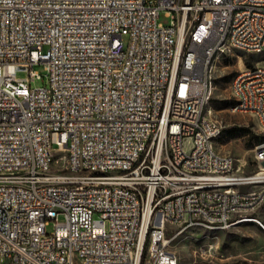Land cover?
Instances as JSON below:
<instances>
[{
	"label": "built area",
	"instance_id": "built-area-1",
	"mask_svg": "<svg viewBox=\"0 0 264 264\" xmlns=\"http://www.w3.org/2000/svg\"><path fill=\"white\" fill-rule=\"evenodd\" d=\"M232 49L264 52V0H0V264H180L167 222L246 221L264 166L207 112ZM232 92L264 127V65Z\"/></svg>",
	"mask_w": 264,
	"mask_h": 264
},
{
	"label": "rangeland",
	"instance_id": "rangeland-1",
	"mask_svg": "<svg viewBox=\"0 0 264 264\" xmlns=\"http://www.w3.org/2000/svg\"><path fill=\"white\" fill-rule=\"evenodd\" d=\"M170 20L171 16L162 11L159 21ZM256 65H264V52L232 49L220 53L214 63L215 87L207 105V112L224 126L215 140L217 150L232 155L239 172L245 174L256 173L264 166L256 158L257 146L264 141V127L253 114L233 109L237 99L232 82L244 67ZM35 70L44 75V80L36 79L32 86L45 85L48 73L45 65L37 64ZM17 73L21 78L29 75L26 69ZM246 215L250 219L223 229L167 222V237L180 264H264V203Z\"/></svg>",
	"mask_w": 264,
	"mask_h": 264
},
{
	"label": "bare ground",
	"instance_id": "bare-ground-1",
	"mask_svg": "<svg viewBox=\"0 0 264 264\" xmlns=\"http://www.w3.org/2000/svg\"><path fill=\"white\" fill-rule=\"evenodd\" d=\"M247 219H250V218H247ZM252 220L258 221V219H256V218H254V219H252Z\"/></svg>",
	"mask_w": 264,
	"mask_h": 264
},
{
	"label": "trees",
	"instance_id": "trees-1",
	"mask_svg": "<svg viewBox=\"0 0 264 264\" xmlns=\"http://www.w3.org/2000/svg\"><path fill=\"white\" fill-rule=\"evenodd\" d=\"M263 138H264V135H263Z\"/></svg>",
	"mask_w": 264,
	"mask_h": 264
}]
</instances>
